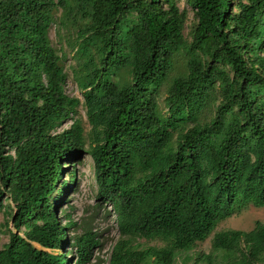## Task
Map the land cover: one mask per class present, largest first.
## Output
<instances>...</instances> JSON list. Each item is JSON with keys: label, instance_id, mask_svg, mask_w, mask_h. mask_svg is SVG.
I'll use <instances>...</instances> for the list:
<instances>
[{"label": "trees", "instance_id": "obj_1", "mask_svg": "<svg viewBox=\"0 0 264 264\" xmlns=\"http://www.w3.org/2000/svg\"><path fill=\"white\" fill-rule=\"evenodd\" d=\"M184 4L190 18L177 0H0V264H68L56 208L81 153L119 233L107 264H264V218L217 229L264 207V0ZM57 12L80 99L48 38ZM71 243L73 264L100 244Z\"/></svg>", "mask_w": 264, "mask_h": 264}, {"label": "rangeland", "instance_id": "obj_2", "mask_svg": "<svg viewBox=\"0 0 264 264\" xmlns=\"http://www.w3.org/2000/svg\"><path fill=\"white\" fill-rule=\"evenodd\" d=\"M177 5L179 8H185L188 11V17H191V11L184 4V0H177ZM58 14L57 12V15ZM60 21L61 19L58 15V19L50 24L48 28V38L51 45L57 48L58 51H62L61 54L64 55V69L69 75L64 84V92L68 96H77L80 99V93L70 77V67L75 61L73 60V52L68 42L74 40L75 33L69 24L64 25V22L62 23ZM183 32V35L186 37L188 25H186ZM177 60L176 66L180 67L183 59L179 57ZM112 71L114 74L121 73L123 76H127L125 74V72H127L125 67H118L117 65L112 68ZM79 112L84 116L81 108H79ZM69 123L70 120L65 119L54 131H59L67 127ZM66 165L60 178V180L64 182L66 188L63 189L64 197L59 202L56 213L60 223H66L67 220H70L74 222V224L65 229L68 242L63 246L61 251H67L68 264H73L74 256L71 243L73 236L81 234L84 230L94 231L100 244L93 250L90 261L85 264H107L110 250L117 240L119 233L114 220V214L109 204L96 197V183L90 156L87 153H81L79 159L70 161L66 163ZM68 171H73V180L70 175L67 174ZM58 186H60V184H58ZM9 212L10 208L6 205V200H3L2 207L0 208V223L4 224V222L8 220ZM263 218L264 207L250 206L235 215L225 218L217 225V229L229 227L248 230L254 225L255 221H262ZM6 239L7 235L5 233L0 234V244L4 243ZM196 248L206 249V242L198 244ZM70 251L71 253L69 254L68 252ZM183 264L190 263L186 262Z\"/></svg>", "mask_w": 264, "mask_h": 264}, {"label": "clouds", "instance_id": "obj_3", "mask_svg": "<svg viewBox=\"0 0 264 264\" xmlns=\"http://www.w3.org/2000/svg\"><path fill=\"white\" fill-rule=\"evenodd\" d=\"M64 197V196H63Z\"/></svg>", "mask_w": 264, "mask_h": 264}]
</instances>
